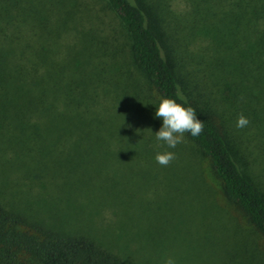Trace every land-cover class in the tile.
I'll return each mask as SVG.
<instances>
[{
    "label": "trees",
    "instance_id": "1",
    "mask_svg": "<svg viewBox=\"0 0 264 264\" xmlns=\"http://www.w3.org/2000/svg\"><path fill=\"white\" fill-rule=\"evenodd\" d=\"M183 3L174 11L168 0H0V264H138L129 239L120 246L129 230L113 219L103 217L100 236L96 224L93 233L67 227L77 208L92 224L101 210L76 198L86 181L58 153L73 129L140 147L154 164L157 153H174L166 190L202 209L185 217V243H200L182 255L264 264V187L237 148L246 129L264 146V0ZM162 97L202 122L172 149L154 135ZM240 116L248 123L237 128ZM41 202H56L60 221L42 217Z\"/></svg>",
    "mask_w": 264,
    "mask_h": 264
},
{
    "label": "rangeland",
    "instance_id": "2",
    "mask_svg": "<svg viewBox=\"0 0 264 264\" xmlns=\"http://www.w3.org/2000/svg\"><path fill=\"white\" fill-rule=\"evenodd\" d=\"M168 1L169 7L174 11L180 10L184 4L183 0ZM154 25L156 27L157 24ZM252 132L253 129H246L247 134L239 140L241 143L237 148L247 160L248 165L245 168L249 171V175L257 184L264 187L263 139L261 140V136L252 135ZM72 134L73 141L62 142L63 144L58 147V153L61 159L73 164L71 167L76 172L75 175L83 176L86 181L80 191L75 192L76 198H79L86 208L92 206L101 210L94 216L95 218L97 216V221L93 219L94 224H92L85 220L86 209L77 208L74 210L77 216L69 219L68 229L93 233L91 226L96 224L98 228L94 232L100 236V228L107 224L103 217H108L113 219L117 226L124 228L120 232L129 230L123 233V239L120 237L124 240L120 246L122 247L129 239L126 242V249H130L129 256L138 264L137 257L147 258V256L149 264H165L169 257L175 264H200L201 261L194 259L189 253L182 254L190 249L194 252L195 245L199 247V241L195 245L190 242V245L193 244L191 248L185 243L186 228L189 227L185 217L193 213L201 217L202 209L200 210L197 205L194 208L190 207L183 197L180 198L166 190L170 180L165 167L167 164L164 166L154 164L150 159L146 160L147 152L137 146L105 141L93 142L98 136L92 129H73ZM99 136L102 138L100 134ZM153 173L156 175L155 180L151 179ZM213 182L219 186L217 180L213 179ZM196 197L194 202H200L203 198V196ZM40 205L41 208L38 209L42 217L49 222L56 219L60 221V210L56 202L50 204L48 208H45L42 202ZM229 206L233 214L243 224L249 226L242 213L233 205ZM63 207L67 208L64 213L66 216L74 212L72 210L75 206L72 201H68ZM103 231L112 232L111 229L107 231L106 228ZM145 232L149 233L145 235ZM181 233H183L182 237ZM150 235L152 238H147ZM152 239H156V242ZM260 242L264 244L262 240ZM150 257L153 259L150 260Z\"/></svg>",
    "mask_w": 264,
    "mask_h": 264
},
{
    "label": "clouds",
    "instance_id": "3",
    "mask_svg": "<svg viewBox=\"0 0 264 264\" xmlns=\"http://www.w3.org/2000/svg\"><path fill=\"white\" fill-rule=\"evenodd\" d=\"M154 118L160 121L159 128L154 132L157 141H162L167 148L172 149L181 142L182 134L187 132L191 136H197L202 129V122L197 118L196 113L190 106L178 103L169 97H162L158 100L153 113ZM248 120L244 116L237 118V128L247 125ZM174 158L171 151L157 153L154 157L158 164L166 165ZM165 264H175L169 257Z\"/></svg>",
    "mask_w": 264,
    "mask_h": 264
}]
</instances>
